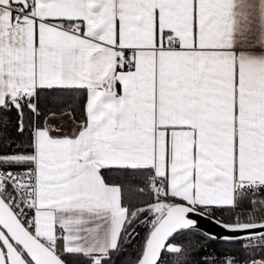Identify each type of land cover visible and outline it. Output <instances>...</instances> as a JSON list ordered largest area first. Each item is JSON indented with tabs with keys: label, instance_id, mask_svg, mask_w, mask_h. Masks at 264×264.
<instances>
[{
	"label": "snow or ice",
	"instance_id": "snow-or-ice-1",
	"mask_svg": "<svg viewBox=\"0 0 264 264\" xmlns=\"http://www.w3.org/2000/svg\"><path fill=\"white\" fill-rule=\"evenodd\" d=\"M73 262L264 264V0H0V264Z\"/></svg>",
	"mask_w": 264,
	"mask_h": 264
},
{
	"label": "crops",
	"instance_id": "crops-1",
	"mask_svg": "<svg viewBox=\"0 0 264 264\" xmlns=\"http://www.w3.org/2000/svg\"><path fill=\"white\" fill-rule=\"evenodd\" d=\"M58 123H59V121H58ZM64 129H65V131H67L68 129H69V127H70V125L69 124H67V123H64Z\"/></svg>",
	"mask_w": 264,
	"mask_h": 264
},
{
	"label": "trees",
	"instance_id": "trees-1",
	"mask_svg": "<svg viewBox=\"0 0 264 264\" xmlns=\"http://www.w3.org/2000/svg\"><path fill=\"white\" fill-rule=\"evenodd\" d=\"M214 247H216L217 250H219V245H214ZM73 264H75V262H73Z\"/></svg>",
	"mask_w": 264,
	"mask_h": 264
}]
</instances>
